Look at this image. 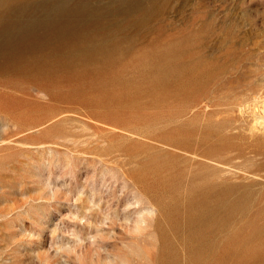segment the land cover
<instances>
[{"label": "rangeland", "instance_id": "374dc122", "mask_svg": "<svg viewBox=\"0 0 264 264\" xmlns=\"http://www.w3.org/2000/svg\"><path fill=\"white\" fill-rule=\"evenodd\" d=\"M0 13V264H264V0Z\"/></svg>", "mask_w": 264, "mask_h": 264}, {"label": "bare ground", "instance_id": "6f19581e", "mask_svg": "<svg viewBox=\"0 0 264 264\" xmlns=\"http://www.w3.org/2000/svg\"><path fill=\"white\" fill-rule=\"evenodd\" d=\"M4 1H5V0H4ZM8 1H9V0H8ZM3 4H5V3L3 2ZM8 5H9V3H8ZM7 7H8V6H7ZM5 9H6V8H5ZM10 9H12V8H10ZM3 10H4V9H3ZM0 14H1V13H0ZM1 16H2V14H1ZM4 17H5V15H4ZM0 18H2V17H0ZM5 18H6V17H5ZM7 18H9V17H7ZM10 18H11V17H10ZM6 20H7V19H6ZM6 24H7V23H6ZM6 24H5V25H6ZM1 26H2V25H1ZM1 26H0V27H1Z\"/></svg>", "mask_w": 264, "mask_h": 264}]
</instances>
